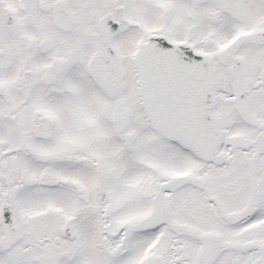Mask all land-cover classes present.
I'll list each match as a JSON object with an SVG mask.
<instances>
[{
    "label": "snow or ice",
    "instance_id": "snow-or-ice-1",
    "mask_svg": "<svg viewBox=\"0 0 264 264\" xmlns=\"http://www.w3.org/2000/svg\"><path fill=\"white\" fill-rule=\"evenodd\" d=\"M0 264H264V0H0Z\"/></svg>",
    "mask_w": 264,
    "mask_h": 264
}]
</instances>
